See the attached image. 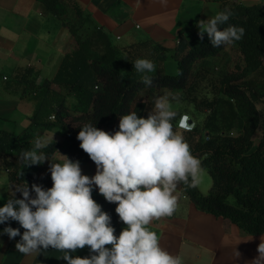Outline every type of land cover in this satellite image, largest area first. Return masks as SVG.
<instances>
[{
    "label": "crops",
    "instance_id": "1",
    "mask_svg": "<svg viewBox=\"0 0 264 264\" xmlns=\"http://www.w3.org/2000/svg\"><path fill=\"white\" fill-rule=\"evenodd\" d=\"M77 1L89 14L91 27L102 28L113 44L125 46L151 40L167 46L171 51L180 38L190 40L198 34L197 21L222 11L224 5L257 3L255 0H167V4L162 5L160 0H141V6L137 7V0ZM74 44L75 37L70 28L57 15L46 11L39 0H0V130L23 136L30 141L31 148L37 139L43 144L63 139L64 130L60 127L43 128L32 124L36 102L31 98L33 92H22L20 79L40 85L45 79L53 78L63 56ZM243 63V55L235 44L227 45L225 51L218 55L198 60L194 72L199 69L205 75L197 78L199 86L195 95L202 102L198 105L181 98L174 105L179 114H186L189 122H194L191 131H177L182 132L192 153L201 159L206 153L198 145L204 144L211 135H237L243 130L245 117L240 114L235 98L218 92L215 86L221 70L236 69V64ZM164 67L170 73L177 72L173 58L166 60ZM205 68H209L210 72ZM240 82L259 114V126L253 135L254 147H257L264 137V62ZM54 86L57 87L56 84ZM164 93L145 87L137 93L132 109L137 102H145L138 115L146 117L154 98ZM75 102H78L77 97L69 94L67 104L72 110ZM117 130L114 128L109 133ZM8 151L9 154L0 157V206L7 201L12 186H21L10 180L6 164L14 160L15 153L11 149ZM59 153L48 157L54 162H61ZM80 166L84 175L93 176L96 172L92 161L80 163ZM203 168L204 178L199 188L208 193L213 186V178L208 169ZM31 171L50 173L49 162L34 165ZM178 195L179 206L174 215L153 221L150 225L160 236L161 247L182 256L184 264H251L259 255L257 247L264 233H247L229 219L199 209L183 189ZM16 198H22L21 194L16 193ZM19 239V236L9 239L6 234L0 235V264H66L58 259L62 253L51 248L39 256L21 254L15 247ZM235 249L240 253L236 259ZM73 255L85 257L90 252L85 247Z\"/></svg>",
    "mask_w": 264,
    "mask_h": 264
},
{
    "label": "trees",
    "instance_id": "2",
    "mask_svg": "<svg viewBox=\"0 0 264 264\" xmlns=\"http://www.w3.org/2000/svg\"><path fill=\"white\" fill-rule=\"evenodd\" d=\"M39 1L46 11L62 19L75 37L74 47L63 56L53 78L45 79L40 85L20 79L22 92H33L31 98L36 102L32 124L64 130L63 139L53 140L42 149L47 156L59 151L73 161H91L76 139L80 127L92 123L104 131L118 128L121 115L134 110L140 113L139 109L145 102H137L134 109L132 105L137 93L145 87L160 93L179 92L180 99L185 98L199 105L202 100L198 101L195 95L199 86L197 78L205 74L199 69L194 72V66L198 60L218 55L227 47L213 48L207 34L203 40L198 34L190 40L182 37L173 51L151 40L117 46L102 28L91 27L89 14L84 12L77 0ZM225 8L233 12L229 23L245 29L244 37L233 43L243 55L244 63L236 64V69L221 70L215 86L218 92L235 98L245 122L243 130L237 135L213 134L204 144L198 145L206 153L202 157V166L211 174L213 186L208 193H203L200 188L183 192L199 209L227 218L247 233L261 234L264 233V137L254 147L253 135L260 118L254 101L244 93L240 80L264 62V3L246 5L235 2L229 7L224 5L222 10ZM138 58L149 59L156 65V72L149 74L153 78L151 86H145L141 81L142 74L133 68ZM169 58L176 61L177 72L181 71L182 75L165 69L164 63ZM205 69L210 72L209 68ZM69 94L78 99L73 104V110L67 104ZM31 146L23 136L0 130V157L9 154V149L15 153L14 160L6 164L10 180L21 186L26 181L29 187L35 183L45 189L50 188V173H33L32 166L24 167L19 159L21 149L27 150ZM22 171L24 175L20 177ZM92 196L111 216V226L115 228V235L119 236L125 225L115 212L116 204L108 203L96 188ZM7 226L20 228L18 222H7L0 224V232ZM20 231L22 234L23 228Z\"/></svg>",
    "mask_w": 264,
    "mask_h": 264
},
{
    "label": "clouds",
    "instance_id": "3",
    "mask_svg": "<svg viewBox=\"0 0 264 264\" xmlns=\"http://www.w3.org/2000/svg\"><path fill=\"white\" fill-rule=\"evenodd\" d=\"M160 3L166 5L167 0ZM136 6H141V0ZM232 16V10L225 8L197 21L199 38L207 34L213 48L240 41L245 29L230 24ZM133 68L142 74L145 86L153 84L149 75L156 72L153 61L138 58ZM177 75L182 72L178 70ZM179 102V92H165L154 98L146 117L136 110L121 115L114 133L92 123L80 127L76 139L96 166L93 176L82 174L80 162L59 151L61 162L50 160L42 150L49 145L39 139L32 148L21 149L24 167L49 162L52 186L45 189L33 183L29 187L26 181L23 186H12L0 206V224L15 221L24 231L21 234L20 228L7 226L0 235L19 236L15 247L21 254L39 256L51 248L62 253L58 259L66 264H184L182 256L161 247L160 236L150 228L153 221L174 215L181 189H197L204 178L202 159L192 154L184 135L177 131L194 127L174 107ZM94 188L108 203L116 204L115 212L125 225L119 236L111 226V216L93 199ZM16 193L22 198H16ZM85 247L89 256L73 255ZM257 251L251 264H264V236ZM239 257L235 249V259Z\"/></svg>",
    "mask_w": 264,
    "mask_h": 264
},
{
    "label": "built area",
    "instance_id": "4",
    "mask_svg": "<svg viewBox=\"0 0 264 264\" xmlns=\"http://www.w3.org/2000/svg\"><path fill=\"white\" fill-rule=\"evenodd\" d=\"M257 3H264V0H255ZM51 117H54V116H51ZM188 123H189V126L190 127H192L193 125L195 126V124H194V122H189L188 121ZM194 127H192V129H193Z\"/></svg>",
    "mask_w": 264,
    "mask_h": 264
},
{
    "label": "rangeland",
    "instance_id": "5",
    "mask_svg": "<svg viewBox=\"0 0 264 264\" xmlns=\"http://www.w3.org/2000/svg\"><path fill=\"white\" fill-rule=\"evenodd\" d=\"M84 28H85V27H84ZM84 28H83V29H84ZM83 29H82V30H83ZM106 131L109 132L108 130H106Z\"/></svg>",
    "mask_w": 264,
    "mask_h": 264
}]
</instances>
